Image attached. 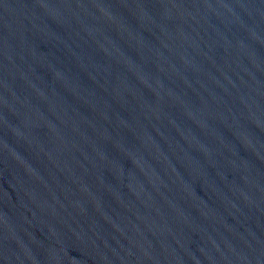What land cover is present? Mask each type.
<instances>
[{"label": "water", "instance_id": "obj_1", "mask_svg": "<svg viewBox=\"0 0 264 264\" xmlns=\"http://www.w3.org/2000/svg\"><path fill=\"white\" fill-rule=\"evenodd\" d=\"M0 264H264V0H0Z\"/></svg>", "mask_w": 264, "mask_h": 264}]
</instances>
